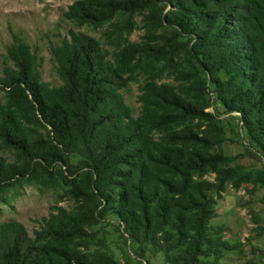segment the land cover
Returning a JSON list of instances; mask_svg holds the SVG:
<instances>
[{
    "label": "trees",
    "instance_id": "1",
    "mask_svg": "<svg viewBox=\"0 0 264 264\" xmlns=\"http://www.w3.org/2000/svg\"><path fill=\"white\" fill-rule=\"evenodd\" d=\"M135 11H145L148 30L162 29L155 43L116 42L113 62L93 37L71 32L50 47L55 86L43 82L23 42L7 48L0 143L15 159L0 158V190L23 176L64 182L73 203L56 206L31 234L18 221L0 223V264H118L89 248L91 226L107 215L140 255L217 264L214 249L230 247L209 223L221 192L264 186V171L224 153V129L205 110L210 86L264 157V0H76L65 15L108 23L118 40L119 23L130 22L121 14ZM126 68L147 74L136 117L119 92ZM163 69L176 84L155 82ZM261 256L243 264H264Z\"/></svg>",
    "mask_w": 264,
    "mask_h": 264
},
{
    "label": "rangeland",
    "instance_id": "2",
    "mask_svg": "<svg viewBox=\"0 0 264 264\" xmlns=\"http://www.w3.org/2000/svg\"><path fill=\"white\" fill-rule=\"evenodd\" d=\"M76 0H0V78L6 65L7 48L15 41L23 42L34 57L35 68L43 82L55 86L60 83L56 63L51 56L50 47L70 38V33H84L93 37L105 50V59L114 62V53L120 45L148 40L155 43L162 29L148 30L145 11L123 13L130 22H120L117 28L118 40L110 31L108 23L93 25L79 23L65 15L70 4ZM109 29V30H108ZM116 38V40L114 39ZM182 59L184 58L182 52ZM125 83L120 87L124 103L132 116L141 110V87L147 74L138 70L122 72ZM156 83L174 85L175 75L163 69L155 77ZM209 106L205 109L221 123L225 139L222 142L224 153L233 164L242 165L251 172L264 171V157L249 143L241 128L238 114L226 109L209 86ZM4 91L0 89V103H4ZM0 158L13 162L12 150L0 143ZM76 158H73L74 161ZM18 176V175H17ZM211 177V176H210ZM64 182L49 185L26 176L19 177L12 184L0 190V223L15 220L22 223L31 234L39 227L44 217L56 206L70 208L72 199L66 194ZM213 228L221 230V237L229 248L216 247L211 259L217 264H243L247 258L262 261L264 252V186L245 182L239 188L226 184L216 202V215L209 220ZM93 238L91 250L106 251L112 254L118 264H167L160 253L146 251L140 255L127 235L112 215L91 226Z\"/></svg>",
    "mask_w": 264,
    "mask_h": 264
}]
</instances>
